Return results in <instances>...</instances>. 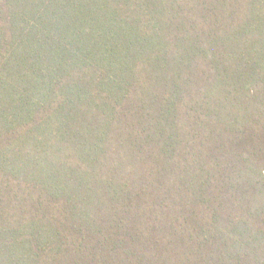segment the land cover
Segmentation results:
<instances>
[{
	"label": "trees",
	"instance_id": "trees-1",
	"mask_svg": "<svg viewBox=\"0 0 264 264\" xmlns=\"http://www.w3.org/2000/svg\"><path fill=\"white\" fill-rule=\"evenodd\" d=\"M0 264H264V0H0Z\"/></svg>",
	"mask_w": 264,
	"mask_h": 264
}]
</instances>
